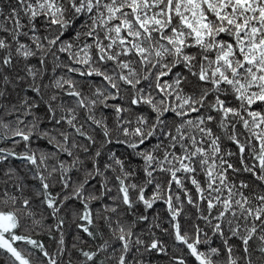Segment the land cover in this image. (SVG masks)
Here are the masks:
<instances>
[{"label": "snow or ice", "instance_id": "6c2138e0", "mask_svg": "<svg viewBox=\"0 0 264 264\" xmlns=\"http://www.w3.org/2000/svg\"><path fill=\"white\" fill-rule=\"evenodd\" d=\"M0 264H264V0H0Z\"/></svg>", "mask_w": 264, "mask_h": 264}]
</instances>
